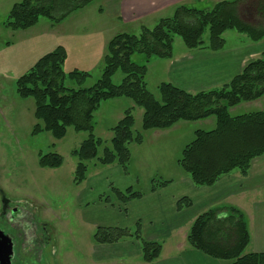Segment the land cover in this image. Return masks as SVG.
I'll list each match as a JSON object with an SVG mask.
<instances>
[{
  "label": "trees",
  "instance_id": "16d2710c",
  "mask_svg": "<svg viewBox=\"0 0 264 264\" xmlns=\"http://www.w3.org/2000/svg\"><path fill=\"white\" fill-rule=\"evenodd\" d=\"M93 0H21L14 3L3 22L11 29H27L40 17L61 22L67 16L86 7ZM197 1V0H196ZM101 11V8L99 9ZM227 30L246 36L251 42L264 38V0H219L203 9L180 3L172 14L161 17L151 28L142 25L140 32H120L107 42L102 57L100 77L90 86L83 82L88 73L74 69L63 71L67 53L59 45L41 56L16 81L19 97L34 99L35 124L33 133L48 131L55 139L65 136L67 128L87 132V137L72 151L77 158L74 182L81 183L87 173V161L97 156L103 141L94 136L93 116L100 104L125 97L133 103L111 127L110 147L104 146L97 158L101 166L119 165L127 174L131 160L130 143L141 144L142 132H134V106L142 108L141 129L165 130L182 121H200L213 117L211 129L197 128L193 139L181 151L177 164L195 186H211L222 176L237 171L246 176L253 159L264 155V109L231 115L230 109L242 102H251L264 95V53L248 61L242 70L222 86L195 93L185 91L164 81L158 85L160 99L148 90L147 65L132 61L134 54H142L145 62L152 58H170L174 37L179 36L188 50L205 47L219 51L225 45ZM208 33V39L202 36ZM122 81L114 84L116 71ZM78 86L65 85V80ZM63 162L57 153L40 154L42 168H57ZM170 179L152 178L149 191L154 192L170 184ZM111 195L100 194L94 203L118 200L126 203L144 196L133 187L119 189L110 185ZM189 198L177 200L178 210L189 207ZM125 238L139 243L142 259L152 263L161 253L159 241L143 237L141 224L133 229L99 226L93 234L95 244H114ZM188 245L223 264H264V251L245 252L250 234L243 213L236 207L209 208L193 220L186 237Z\"/></svg>",
  "mask_w": 264,
  "mask_h": 264
},
{
  "label": "rangeland",
  "instance_id": "374dc122",
  "mask_svg": "<svg viewBox=\"0 0 264 264\" xmlns=\"http://www.w3.org/2000/svg\"><path fill=\"white\" fill-rule=\"evenodd\" d=\"M20 1L0 0V184L11 198L26 195L49 207L50 212H45L51 215L49 220L56 227L54 236L58 240L56 250L60 264H122L123 262L144 264L142 256L138 258L132 256L124 260L117 257L106 260L100 258V247H96L93 241L96 227L88 222L87 215L90 212L85 211L86 207L101 203H94L99 194H112L110 185L113 184L107 186L103 174L97 175L99 172H105L107 167L99 165L97 158L101 156L104 146L110 147L111 127L117 123L118 115L133 104L131 100L121 97L104 101L94 113L93 134L103 141V145L98 148L97 156L86 162L88 169L85 179L76 184L74 170L77 158L72 155V151L79 147L88 133L76 132L71 127L67 128L65 136L61 139H55L45 130L33 133L35 124L40 123L34 116V99L19 97L16 90L17 79L26 73L41 56L59 45L69 53L63 64L64 73L68 74L74 69L86 72L89 75L83 82V86H90L101 75L102 60H97L93 51L89 53L91 47L94 50L96 41L86 32L96 31L98 28L95 26L98 23L108 24V28L113 23L114 34L127 32L137 35L140 28L135 25H121L117 19L111 18L109 13L114 7V0H93L83 9L58 23L52 22L47 17H40L35 25L27 29H11L3 26L11 6ZM215 1L217 0H192L187 4L207 9ZM171 14L172 12L165 13V16ZM156 22L148 21L146 25L152 28ZM69 27L73 28L75 37L77 35L81 37L84 34L79 44L76 42L77 38L72 40L68 38ZM234 34H236L234 30L224 32L226 44L236 40ZM202 38L206 42L208 33L205 32ZM74 43L77 44L74 45ZM200 48L208 50L204 46ZM181 49L186 48L181 38L175 36L173 51L177 52ZM263 49L264 40L261 41L260 47L258 45L259 51ZM162 59L169 58H152L149 63H146L142 54L132 56V61L135 63L148 66L145 80L148 90L156 99H160L159 83L167 81L164 77ZM122 78L123 74L118 70L112 81L114 84H119ZM65 85L78 86L69 79L65 80ZM262 109H264V95L255 101L242 102L231 108L230 114L239 115ZM142 112V108L133 107V130L144 133L143 142L129 144L131 160L128 168L135 178L133 189L136 191H147L152 178L170 179L175 173L182 172L177 160L182 148L193 139L192 130L197 128L208 130L214 127L200 121H182L179 122L180 125L167 133L159 130L165 135L159 133L162 137L161 135L156 137L150 133L151 131H142ZM210 120H214L213 117ZM50 152L59 154L63 159L62 164L57 168L40 167L39 155ZM257 194L258 200L264 198V185ZM244 208L250 211L248 204H244ZM254 244L257 245V241L249 243L245 252H252L251 250L255 249Z\"/></svg>",
  "mask_w": 264,
  "mask_h": 264
},
{
  "label": "crops",
  "instance_id": "0c3cea01",
  "mask_svg": "<svg viewBox=\"0 0 264 264\" xmlns=\"http://www.w3.org/2000/svg\"><path fill=\"white\" fill-rule=\"evenodd\" d=\"M190 1L192 0H114V7L109 15L112 19H117L121 25H135L141 28L142 25L147 26L146 22L157 21L164 17L165 13L172 12L177 4ZM109 26L111 27L108 28V24L98 23L95 26L98 28L96 31L86 32L96 41L94 50L91 47L89 53L93 51L92 53L100 61L108 40L114 35L113 23ZM83 35L75 37L73 28L69 27L67 36L70 40L77 38L76 42L79 44ZM234 37L236 40L231 44L225 42L220 51L212 52L202 48L173 51L171 58L162 59L165 79L192 93L221 86L239 73L248 61L264 53V49L258 50V45L260 47L264 38L258 42H250L243 34L237 32ZM66 53L69 55L68 50ZM122 115L123 113L118 115L117 120ZM200 122L210 126L215 125V120L210 118ZM178 125L180 124L176 123L171 128L160 131L167 133ZM160 131L148 132L158 137L161 135L159 133H162ZM104 171L97 175L103 174L107 186L113 184L119 189L134 187L135 178L130 174L129 168L125 174L119 165L114 164L105 167ZM170 180H172L170 184L154 192L149 191V187L139 199L126 203L113 200L110 203L88 206L85 208V211L90 212L87 220L96 228L112 226L133 229L136 223L140 222L143 237L162 244L160 255L152 263L143 262L144 264H223L191 248L186 237L193 220L199 213L209 208L232 206L243 213L250 234L249 243L257 241V245L254 244L255 249L251 251H264V198L261 200L257 198V191L264 185V155L253 159L246 176L233 171L208 187L195 186L183 171L175 173ZM182 197L189 198L191 205L178 210L176 203ZM244 204L250 206V211L244 208ZM96 247H100V258L103 260L114 257L124 260L132 256L136 258L142 256L139 243L132 238L114 244H100Z\"/></svg>",
  "mask_w": 264,
  "mask_h": 264
},
{
  "label": "flooded vegetation",
  "instance_id": "af4514ba",
  "mask_svg": "<svg viewBox=\"0 0 264 264\" xmlns=\"http://www.w3.org/2000/svg\"><path fill=\"white\" fill-rule=\"evenodd\" d=\"M48 208L26 195L11 198L0 184V264H60Z\"/></svg>",
  "mask_w": 264,
  "mask_h": 264
}]
</instances>
